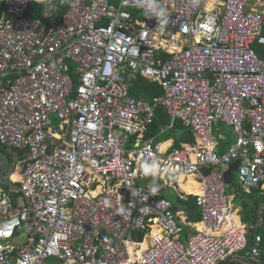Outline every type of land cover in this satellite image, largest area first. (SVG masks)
Masks as SVG:
<instances>
[{"label": "built area", "instance_id": "2783aa9c", "mask_svg": "<svg viewBox=\"0 0 264 264\" xmlns=\"http://www.w3.org/2000/svg\"><path fill=\"white\" fill-rule=\"evenodd\" d=\"M0 3V147L20 173L14 182L0 167V264H264V203L242 222L223 169L202 171L238 160L240 186L264 189V0ZM121 69L161 93L129 94ZM157 106L198 143L127 147ZM217 123L234 133L223 153ZM152 174L200 182L186 244L171 203L137 186Z\"/></svg>", "mask_w": 264, "mask_h": 264}, {"label": "crops", "instance_id": "0c3cea01", "mask_svg": "<svg viewBox=\"0 0 264 264\" xmlns=\"http://www.w3.org/2000/svg\"><path fill=\"white\" fill-rule=\"evenodd\" d=\"M221 1L222 0H209V6H211L213 8H218L220 6ZM249 2L253 3L254 0H248V5H250ZM125 71H127V70L121 69L122 73H124ZM127 72H129V71H127ZM132 74H133L132 79L137 74H140L142 77L149 79V78L143 76L140 72H136V73H132ZM120 76H121V73H120ZM121 80L124 83H126V85L128 87V93L132 94L129 92V85H130L131 81H127L126 79H123V78H121ZM149 80H151V79H149ZM151 81H154V80H151ZM154 82H156V81H154ZM133 96H135V95H133ZM135 97H137V96H135ZM138 98H144L146 100H149L151 97L145 98V97L140 96ZM159 107H162V106H157L155 109H157ZM163 110H164V108H163ZM177 120L181 121L180 119H177ZM177 120H175L173 122V124L171 126H169V119H168L167 123L165 125L159 127L158 131L153 136H150L147 138L145 136V134L147 132L146 126L149 123L146 124L145 128L141 132L134 133V134H136L134 144H137V143L139 144L144 139H151L154 142V144H156L158 146V148L161 152H166V151L170 150L172 147L176 146L175 135L178 136L180 133V130L175 129V131H174V129H173V133H169L168 130L171 128H175V126L173 127V125L175 124V122ZM182 124L188 130V133L191 135V137L189 139H185L184 137L181 138L179 140L178 144L179 145L184 144V143L197 144L198 138L193 133L192 129L189 126L185 125L183 122H182ZM220 124H222V123H217L214 126L213 132H214L215 139H216V144H215L216 151L218 153H223L228 149V147L233 142L230 144L227 142L226 134H224V128L222 126H220ZM222 125L226 126L225 124H222ZM226 127H229V126H226ZM232 135L234 137V133ZM234 141H235V138H234ZM0 151H2V154L0 155V167L3 168L6 173L8 171L10 172V177L13 179V181L15 180L14 182L19 181L20 180V173H19V169H18L19 166L14 161L12 154L10 153V151H7L5 149V147H0ZM226 168H227V165H210V166H204L202 168V171L203 172H209V171H214V170H218V169H223L222 171H224ZM233 171H236V176H237V166L231 171V174H232L231 181L233 180ZM14 173H16L17 178H13ZM149 179H150L149 180L150 181V187L145 186V187H140V188H144V189L148 190L149 192H151L152 194H154L155 196H159L157 194V192L153 193L152 189L157 190L161 186L170 185L176 190L179 199L182 202H185L189 205V210L187 212H184V211H177L176 212V216L178 218V221L180 222V224L182 226V230L179 234V239L182 243L186 244L188 241V238L193 233H195L198 228H200V223H199V221H200V207L195 201L196 194H198L200 192V187H201L199 180L195 176H177V177H173V180L171 182H169V181L165 182L164 179L161 178L157 174L150 175ZM141 180H144V179H141ZM166 180H168V178H166ZM231 181L228 183H225V187L228 184H230ZM188 182L192 185L191 189H186L183 187V185H186ZM194 184L197 185L196 188L194 187ZM241 188L246 193V197H244V198L237 196L238 199L234 200V198L230 197L231 195L228 194L229 199L232 201L235 208L237 209L238 219L241 220L242 222H245V221H243L242 217L244 216V214H246L248 217L251 216L253 214V212H252L253 210L255 211L254 214L256 215V219H257V214H258V211L260 209V206L262 203H264V189H261L260 187H251L249 190H245L243 187H241ZM234 196H236V195H234ZM191 203H192V206H191ZM239 203H241L243 205V207H241ZM252 207H254L255 209H253ZM145 243L146 242H144V244ZM262 246H264V245L262 244Z\"/></svg>", "mask_w": 264, "mask_h": 264}, {"label": "trees", "instance_id": "16d2710c", "mask_svg": "<svg viewBox=\"0 0 264 264\" xmlns=\"http://www.w3.org/2000/svg\"><path fill=\"white\" fill-rule=\"evenodd\" d=\"M59 1V0H58ZM63 9H65V7H63ZM0 16H4V5L2 3H0ZM73 82L74 85L77 84V79L76 76L73 74ZM129 92L130 93H134L137 97H145V98H149L152 97L154 95H158L161 93V87L160 85H158L157 82L151 81L149 79H146L144 77H142L140 74H137L132 80L131 83L129 85ZM168 121V117L165 113V111L163 110L162 107H159L157 109H155V115L153 120L151 121V123H149L146 126V138L153 136L159 129V127L165 125ZM175 126V128H171L168 130L169 133H173V129L175 131V129H179L180 133L178 136L175 135V144L176 146H178V142L181 138H185V139H189L191 137V135L188 133V130L184 127V125L182 124L181 121H176L175 124L173 125V127ZM135 137L136 134H132L128 141H127V147H132L135 141ZM192 139V138H191ZM191 184L188 182L186 185H183L184 188L186 189H191ZM194 187L196 188L197 185L194 184ZM192 206V203H191ZM253 209H255L254 207H252ZM257 210V209H256ZM253 214L251 216H247L246 214H244V216L242 217L243 221H245L246 223H250L255 221L256 219V215L254 214V210L252 211ZM257 231L259 233L262 234V244L264 245V229L258 228ZM143 236L142 232H138L135 234V237L137 239H141ZM253 239V234L252 232L249 233V237H248V243L250 244L252 242Z\"/></svg>", "mask_w": 264, "mask_h": 264}, {"label": "rangeland", "instance_id": "374dc122", "mask_svg": "<svg viewBox=\"0 0 264 264\" xmlns=\"http://www.w3.org/2000/svg\"><path fill=\"white\" fill-rule=\"evenodd\" d=\"M157 3H160V0H157ZM31 15H35V16H41L42 12H41V8H40V3H36L34 5V10L30 13ZM71 69L73 70V68L75 67L74 63L70 64ZM120 69V68H119ZM121 73V78L126 79L127 81H131L133 74L130 72L125 71L124 73L121 72V70L119 71ZM133 95H135L134 93H132ZM131 94V95H132ZM136 96V95H135ZM52 124L53 125H57L59 122V119L56 117L55 114H51L50 116ZM57 123V124H56ZM220 126H222L224 128V134H226V139L227 142L230 144L232 142H234V137H233V132L231 127H226L222 124H220ZM236 171H233V180L231 181L230 184H228L226 186V194L231 195L230 197L234 198V200H237V196L238 197H246V193L244 192V190L241 188L238 179L236 178ZM151 178V177H150ZM149 177L144 179V180H137V186L139 187H150V181H149ZM236 195V196H234ZM17 195H14L13 198L15 200L16 203H20L21 199L19 197H16ZM248 196V195H247ZM241 207H243V205L241 203H239ZM22 236L24 237V234H22Z\"/></svg>", "mask_w": 264, "mask_h": 264}, {"label": "water", "instance_id": "95a60500", "mask_svg": "<svg viewBox=\"0 0 264 264\" xmlns=\"http://www.w3.org/2000/svg\"><path fill=\"white\" fill-rule=\"evenodd\" d=\"M31 6V4L29 5V7ZM238 166V160H234L232 162H230L227 165V168L222 172L223 175V180L225 183H228L231 181L232 179V174L231 171ZM157 194L168 200L171 203V209L173 212H177V211H184L187 212L189 210V205L185 202H182L179 197L178 194L176 192V190L170 186H161L160 188H158L156 190Z\"/></svg>", "mask_w": 264, "mask_h": 264}, {"label": "clouds", "instance_id": "9594fccd", "mask_svg": "<svg viewBox=\"0 0 264 264\" xmlns=\"http://www.w3.org/2000/svg\"><path fill=\"white\" fill-rule=\"evenodd\" d=\"M163 14H165L164 11L161 12V15H163ZM182 31H185V32L188 31V27H187V25H183V26H182ZM144 171H145V173H147L148 169L145 168ZM152 191H153V193H155V192H156V189H152Z\"/></svg>", "mask_w": 264, "mask_h": 264}, {"label": "bare ground", "instance_id": "6f19581e", "mask_svg": "<svg viewBox=\"0 0 264 264\" xmlns=\"http://www.w3.org/2000/svg\"><path fill=\"white\" fill-rule=\"evenodd\" d=\"M13 178H17V177H16V173L13 174ZM180 178H181V177H180Z\"/></svg>", "mask_w": 264, "mask_h": 264}]
</instances>
